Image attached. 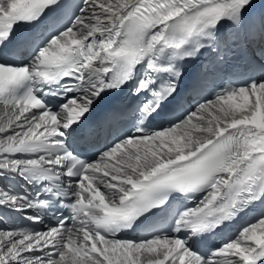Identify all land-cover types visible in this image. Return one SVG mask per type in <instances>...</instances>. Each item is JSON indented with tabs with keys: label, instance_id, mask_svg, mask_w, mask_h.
<instances>
[{
	"label": "snow or ice",
	"instance_id": "snow-or-ice-1",
	"mask_svg": "<svg viewBox=\"0 0 264 264\" xmlns=\"http://www.w3.org/2000/svg\"><path fill=\"white\" fill-rule=\"evenodd\" d=\"M0 264H264V0H0Z\"/></svg>",
	"mask_w": 264,
	"mask_h": 264
}]
</instances>
